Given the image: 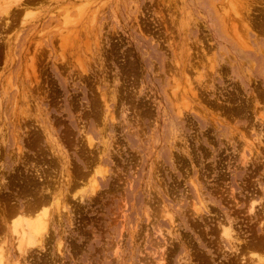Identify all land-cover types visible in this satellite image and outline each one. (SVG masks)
I'll return each instance as SVG.
<instances>
[{"label":"rangeland","instance_id":"374dc122","mask_svg":"<svg viewBox=\"0 0 264 264\" xmlns=\"http://www.w3.org/2000/svg\"><path fill=\"white\" fill-rule=\"evenodd\" d=\"M2 7L4 264H264V0Z\"/></svg>","mask_w":264,"mask_h":264},{"label":"bare ground","instance_id":"6f19581e","mask_svg":"<svg viewBox=\"0 0 264 264\" xmlns=\"http://www.w3.org/2000/svg\"><path fill=\"white\" fill-rule=\"evenodd\" d=\"M20 1L21 0H0V4H2L3 5V7H4V9H5V11H4V13L8 10V8H9V5H12V4H19L20 5ZM86 1V0H85ZM40 2V1H39ZM85 3V2H84ZM40 4V3H39ZM83 6V5H82ZM2 7V8H3ZM65 7V6H64ZM66 8V7H65ZM85 8H87L86 6H85ZM0 10H1V8H0ZM247 10V9H246ZM68 11V10H67ZM77 11V10H76ZM236 11V10H235ZM8 13V12H7ZM10 13V12H9ZM237 13V12H236ZM79 14H81L80 13V11H79ZM237 15V14H236ZM63 16V15H62ZM228 18V17H227ZM243 20V19H242ZM228 21V20H227ZM232 21V20H231ZM240 21V20H239ZM233 22H235V21H233ZM244 22V21H243ZM241 23H242V21H241ZM245 23V22H244ZM74 24V23H73ZM243 24V23H242ZM245 24H247V23H245ZM234 27V26H233ZM243 27H245L244 25H243ZM232 28V27H231ZM236 28V27H235ZM234 28V29H235ZM233 29V28H232ZM241 29H242V27H241ZM237 31V30H236ZM236 31H234V32H236ZM238 33V32H237ZM237 33H235V36H237L236 34ZM242 38V37H241ZM238 39H240V38H238ZM237 39V40H238ZM239 41V40H238ZM247 42V41H246ZM245 42V43H246ZM188 85H189V82H188ZM187 87V86H186ZM190 87V86H189ZM188 87V88H189ZM182 89V88H181ZM191 89V88H190ZM191 90H193L194 91V89H191ZM188 91V90H187ZM191 92V91H190ZM185 95H186V90H185ZM20 97H21V95H20ZM27 97V96H26ZM183 98V97H182ZM175 100V99H174ZM26 101V100H25ZM175 101H177V100H175ZM181 101V100H180ZM184 102V101H183ZM178 108V107H177ZM257 151V150H256ZM244 156V155H243ZM244 158H245V156H244ZM53 184H56V183H53ZM51 194V193H50ZM52 197V196H51ZM58 197V196H57ZM51 199V198H50ZM202 199V198H201ZM200 198H199V200H201ZM55 200V199H54ZM56 201V200H55ZM41 202L42 201H40V204H41ZM55 203V202H54ZM201 203H203V202H201L200 201V204ZM199 204V203H198ZM49 205V204H48ZM202 206H204L203 204H202ZM38 207V206H37ZM36 207V208H37ZM40 207V206H39ZM195 207V206H194ZM205 207V206H204ZM27 209V208H26ZM42 209V208H41ZM253 209V203L251 202L250 203V205H249V210L250 211H253L252 210ZM24 210V209H23ZM23 210H21V209H19V208H14V210L12 209V211H10V216L11 217H13L11 220H7L6 218V220H4L3 219V224H5V226L7 227L6 229H7V232L8 231H11L12 232V234H13V236H14V234H15V236L14 237H16V244H17V247H16V244H14L13 242H12V244H14L15 245V248L16 249H18V250H16L15 249V251H18V254H20L21 253V251H22V254L26 251L27 252V250H25L24 251V248H25V245L26 244H35V243H38V242H40V241H42L41 240V238H42V236H43V232H47V222L46 221H48L47 220V218H48V216H47V213L46 212H44V213H42L41 215H40V213H39V215L40 216H37L36 218H33L32 217V215L30 214V212H29V215H31V216H29V217H32V218H26V217H24L23 215L24 214H26L27 212H25L24 213V211ZM31 210V209H30ZM29 210V211H30ZM248 210V211H249ZM36 211V210H35ZM33 212V211H32ZM41 212H42V210H41ZM165 212V211H164ZM24 213V214H23ZM37 213V212H36ZM35 213V214H36ZM167 212H165V214H166ZM28 214V213H27ZM38 215V214H37ZM6 216V215H5ZM28 216V215H27ZM1 220V219H0ZM8 222H9V225H7L8 224ZM1 223V222H0ZM222 225V224H221ZM226 224H225V226H224V224L222 225V233L223 234H225L226 236H222V237H226V238H228V236H229V232L227 231V230H229V229H226ZM3 228H4V226H3ZM46 230V231H45ZM3 231H4V229H3ZM230 231V230H229ZM10 233V232H9ZM4 236H5V238H6V234L4 233ZM14 237H13V239H14ZM4 238V237H3ZM232 238V237H231ZM231 240L229 239V242H230ZM1 242H5L4 241V239L1 241ZM0 242V243H1ZM230 244V243H229ZM231 245V244H230ZM5 246V245H4ZM12 246V245H11ZM233 245H231V247H232ZM27 249H28V246L26 247ZM25 248V249H26ZM234 249V248H233ZM29 250V249H28ZM256 250V249H255ZM259 250V249H258ZM24 251V252H23ZM20 252V253H19ZM25 252V254H27ZM253 252V251H252ZM255 254V253H254ZM24 255V254H23ZM239 255V254H238ZM243 255V254H242ZM24 258H25V256H24ZM23 258V259H24ZM261 257H259L258 259H260ZM5 254H4V249H3V245H0V264H4V262H5ZM160 259H163V258H160ZM20 260H21V257H20ZM255 260V259H254ZM264 260V259H263ZM262 260V258L259 260V261H263ZM15 261V260H14ZM20 262V261H19ZM15 263H16V261H15ZM243 263V262H242ZM17 264H18V262H17Z\"/></svg>","mask_w":264,"mask_h":264}]
</instances>
